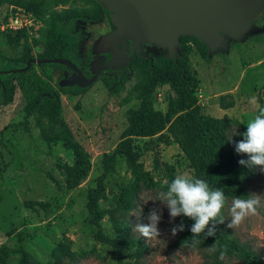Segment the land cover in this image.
Returning a JSON list of instances; mask_svg holds the SVG:
<instances>
[{"label":"rangeland","instance_id":"obj_1","mask_svg":"<svg viewBox=\"0 0 264 264\" xmlns=\"http://www.w3.org/2000/svg\"><path fill=\"white\" fill-rule=\"evenodd\" d=\"M17 1L0 2V24L10 7L18 6ZM72 6L97 8L82 0L56 6L38 19L25 46L21 38L19 43L9 42L7 35L13 37V32L0 30V55L18 59L27 50L36 58L43 50L52 11L60 15ZM105 29V25L93 23L88 31L98 34ZM185 45L190 50L187 68L198 81L196 99L203 114L214 119L235 120L247 130L248 120L264 107V35L235 44L229 54L217 53L209 58V62L203 58V49L195 40L186 39ZM131 72L130 79L118 94H109L103 81L98 79L81 94L60 95L61 120L70 133L65 142L60 138L61 126L57 127L59 132L56 129L53 132L48 120L37 112L28 120V132L18 125L23 121L24 113L23 99L17 87L12 102L0 106V249H14L18 245L17 235L22 234L25 251L40 264H51L54 255L59 254L57 246L61 244L76 253L94 249L105 258L101 260L90 255L79 264H118L111 247L94 239L93 230L86 222L85 203L87 191L95 187V179L102 173L103 155L111 153L120 142L128 124V111L139 106L134 88L144 81V67L136 62L132 64ZM172 95L168 85L156 88L155 109L165 112ZM222 96L233 97L232 108L222 109L219 103ZM253 97L256 98L255 105L250 103ZM236 130L234 128V132ZM68 142L79 145L89 163L86 176L71 189L67 188V169L72 167L75 157L72 149L66 146ZM134 144L140 149L139 162L143 170L155 184L153 190L141 192L137 207L130 213L132 233L148 247L140 264H210L205 251L177 246V235L173 236L170 231L175 220L166 207L158 225L161 233L158 238L146 239L134 231L137 225L149 222L147 217L153 207H162L155 199L158 191L166 190V182L177 174L194 176L188 159L167 131L152 139L135 138ZM132 180L131 172L119 159L97 202L107 212L101 224L104 233L111 237L114 235L108 213L115 208L122 189L128 188ZM249 191L264 196V174L252 179ZM28 202L40 203L46 208L36 204L30 208L26 206ZM228 220L230 216L226 209ZM229 230L241 242L261 253L264 259V202L257 215L247 217L241 225ZM120 250L123 263L131 262L128 251L122 247ZM223 264L241 263L225 258Z\"/></svg>","mask_w":264,"mask_h":264},{"label":"trees","instance_id":"obj_2","mask_svg":"<svg viewBox=\"0 0 264 264\" xmlns=\"http://www.w3.org/2000/svg\"><path fill=\"white\" fill-rule=\"evenodd\" d=\"M12 0H0L1 3ZM77 0H18L17 7H21L36 16H43L45 12L56 6H66ZM91 3L95 7L83 6L86 9H64L62 14L52 11L47 21V29L44 35L43 50L37 55L36 63L31 64L26 71H18L24 67L33 57L27 50L18 59L7 58L0 55L2 69L0 70V102L3 105L12 102L14 90L17 87L23 99V121L18 125L27 132L28 120L38 113L41 118L48 120L49 128L55 132L61 126L60 138L64 141L70 137V133L61 120L60 95H77L87 90H74L66 88L63 70H67L62 64L63 59L72 61V49L80 48L72 37V20L77 17L91 19L92 23L108 27L106 13L101 6L93 0H82ZM89 8V9H88ZM96 34H92L93 39ZM9 42H27L28 35L25 31L8 34ZM186 39L195 40L203 49L202 56L209 62L208 51L205 45L193 37L180 38V51L176 54V62L167 59L165 52L157 48L153 60L149 61L136 55L129 62V73H111L100 79L103 81L109 94H118L124 88V83L132 75V64L139 62L144 67V81L135 86L136 99L140 101L138 108L131 109L127 113V126L122 132L121 140L111 153L102 157V173L95 179V187L89 189L86 194L85 208L87 212L86 222L93 230V237L97 242L109 245L117 256L118 264H140L143 255L148 251L147 245L140 237L132 233V222L130 213L137 207L139 196L142 191L153 190L155 184L152 178L145 172L139 162L140 149L134 144L135 138L152 139L167 131L170 137L178 145L179 149L188 159L194 172V178L206 180L211 186L221 188L228 196L229 202L233 197L247 196L249 184L256 176L264 174L259 170L251 171L239 164L241 159H247L236 153L234 142L242 139L245 128L235 120L214 119L204 115L202 108L197 103L196 90L197 79L192 76L187 68L190 50L185 45ZM252 39V38H248ZM240 44V43H237ZM90 52L86 49L85 59ZM68 71V70H67ZM168 85L173 95L168 99L165 112L156 110L154 107V93L156 88ZM229 98V101L226 99ZM222 109L232 108L233 97L222 96L219 99ZM2 106V105H0ZM79 108V103L75 105ZM234 128H237L234 132ZM58 131V130H57ZM59 132V131H58ZM232 137V141L229 138ZM65 142V141H64ZM66 144V143H65ZM74 153V163L68 167L67 188L77 186L80 180L86 176L89 163L84 157L86 155L76 143L66 144ZM119 159H122L133 177L128 188H123L116 198V206L109 211V220L112 224L113 235L111 237L104 233L101 221L107 212L101 209L97 202L105 189V183L114 172ZM40 203L28 202L26 206L32 208ZM46 208V207H43ZM227 209V208H226ZM225 209V217H226ZM181 221L185 224V230L177 233L176 244L179 247L205 251L210 264H223L220 253L226 249L225 258L236 259L241 264H264V259L258 251L247 243L241 242L224 225H217L215 237L200 236V244L192 248V233L190 227L193 223L186 217H177L175 224ZM189 240L187 245L184 241ZM18 245L14 249L2 247L0 249V264H40L35 261L23 247L24 237L17 235ZM216 244V250H210ZM128 251L131 262L123 263L120 248ZM59 254L54 255L51 264H79L80 260L94 255L104 260V257L94 249L88 252H72L64 244L58 245Z\"/></svg>","mask_w":264,"mask_h":264},{"label":"water","instance_id":"obj_3","mask_svg":"<svg viewBox=\"0 0 264 264\" xmlns=\"http://www.w3.org/2000/svg\"><path fill=\"white\" fill-rule=\"evenodd\" d=\"M106 13L105 33L90 42L86 64L90 78L69 59L62 64L70 72L65 87L89 88L99 75L120 72L136 56L152 60L143 46L159 47L176 62L180 38L193 37L208 51L229 54L233 45L248 40L254 22L264 17V0H93ZM36 59L29 60L26 71ZM4 99L0 102L3 105Z\"/></svg>","mask_w":264,"mask_h":264},{"label":"clouds","instance_id":"obj_4","mask_svg":"<svg viewBox=\"0 0 264 264\" xmlns=\"http://www.w3.org/2000/svg\"><path fill=\"white\" fill-rule=\"evenodd\" d=\"M251 104H256L253 97ZM246 132L242 134V139L234 142L237 154L246 156L239 164L251 171L259 170L264 172V107L258 109L257 114L249 119L246 124ZM232 141V137L229 138ZM166 190L157 193L155 201L160 202L162 207H153L147 217V224H139L134 229L146 239L158 238L161 233L158 225L163 216V208L166 207L172 220L177 217H186L193 221L190 231L192 233V248L200 244V236L215 237L217 225L226 223L225 209L230 216L227 221V228L234 229L241 225L245 219L251 215H257L264 202V196L257 193H249L247 196L233 197L229 206L228 196L221 188L211 186L206 180L194 178L188 173L177 174L170 182H166ZM185 224H174L171 234L185 230ZM189 240L184 241L187 245ZM216 250V244L210 247ZM226 249L221 251L220 259L224 260Z\"/></svg>","mask_w":264,"mask_h":264},{"label":"flooded vegetation","instance_id":"obj_5","mask_svg":"<svg viewBox=\"0 0 264 264\" xmlns=\"http://www.w3.org/2000/svg\"><path fill=\"white\" fill-rule=\"evenodd\" d=\"M75 8L79 10L86 9L85 7L72 6V9H75ZM92 22L93 21H91V19L85 18V17H77V18L74 17V19L72 20V37L75 39V42H77V44L80 45L79 49L77 48L72 49V63L76 66L77 69H79L82 72V75L87 79L90 78V73L86 68V64L91 57V53H90L89 58L85 59L86 49L89 50L90 42H92L97 37L105 33V31L98 33L94 35L95 37L93 39H91L92 33L88 31V28L89 26L93 24ZM254 25H255V29L253 30V32H251L248 38H253L256 36L264 35V17L262 18L259 16V18L254 22ZM143 50H144V54L147 55L148 57H151L153 60V57L155 53L157 52V48L143 46ZM128 67H129V63L127 67L121 70L120 72L124 71V72L129 73ZM120 72H106V73L100 74L98 79H100L104 75H109L111 73H120ZM63 74H64V78H66L67 76H70V72L67 71L66 69L63 70ZM70 89H72V91L86 90L83 87L77 86L76 84L72 85Z\"/></svg>","mask_w":264,"mask_h":264},{"label":"built area","instance_id":"obj_6","mask_svg":"<svg viewBox=\"0 0 264 264\" xmlns=\"http://www.w3.org/2000/svg\"><path fill=\"white\" fill-rule=\"evenodd\" d=\"M39 16L26 11L25 9L17 6H12L5 14L3 21L0 24L2 32H19L25 31L28 36L35 29L38 23Z\"/></svg>","mask_w":264,"mask_h":264}]
</instances>
